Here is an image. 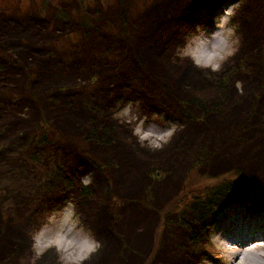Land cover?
I'll return each instance as SVG.
<instances>
[{"label": "trees", "instance_id": "trees-1", "mask_svg": "<svg viewBox=\"0 0 264 264\" xmlns=\"http://www.w3.org/2000/svg\"><path fill=\"white\" fill-rule=\"evenodd\" d=\"M118 1L117 19L106 13L97 0L89 5L86 0H71L69 5L43 4L46 15L42 19L53 27L61 25L63 37L79 31V39L71 46H59L46 36L49 29L44 23L33 21L41 14L26 13L23 17L0 11V159L14 162L21 171V183L29 174L41 172L37 197L30 196L26 204H47L44 211L54 204L58 206L70 190L80 206L89 203L94 187L79 178L91 168L98 172L104 170L103 166L112 168L111 158L120 160L116 149H124L130 167L134 169L137 163L138 172L145 173L148 179L165 173L155 181L160 198L170 196L175 188L171 181L176 179L174 175L188 176L196 167L210 177V182L195 190L187 199L184 215L170 225L176 232L181 224L187 228V233L181 234L182 240L194 249L190 264H201L203 258H212L205 251L211 249L209 229L219 211L241 202L247 194L264 204V171L257 169L254 161L249 162L264 151V21L252 24L246 14L242 17L240 53H249V61L227 85V64L233 58L236 61L239 53L229 56L218 72L211 68L205 72L192 69V77L186 75L191 63L178 59L171 49L181 39L178 19L183 23L185 18L180 16L201 0H160L131 23L126 16L132 6ZM249 4L254 11L264 10V0ZM254 11L247 9L245 13ZM261 14L264 17V12ZM166 65L178 70L177 78H190L179 85L173 83L177 78L162 85L167 70H175L165 69ZM239 80H243L240 93L232 88ZM185 82L190 89L183 88ZM144 90L148 95L142 98L146 101L145 113L152 114V109L161 107L169 116L187 122L191 131L180 133L181 139L158 150L135 148L113 116L128 102L131 92ZM230 95L234 99H229ZM236 105L240 112L224 114L228 107ZM195 111L203 116L197 117ZM213 112L217 115L211 116ZM244 126L245 138L241 137ZM209 139L215 145L208 150L205 147ZM98 145L104 146L103 160L100 159L103 166L96 163L100 158L96 153ZM108 196L110 191L100 198L110 220L119 223ZM114 228L113 225L106 232ZM96 232L102 237L98 229ZM1 234L0 227V238ZM14 234L11 252L5 256L9 264L19 255L20 235ZM172 237L184 250L181 235L175 233ZM198 256L201 261H197ZM100 263L101 257L97 264ZM0 264H4V258Z\"/></svg>", "mask_w": 264, "mask_h": 264}, {"label": "rangeland", "instance_id": "rangeland-1", "mask_svg": "<svg viewBox=\"0 0 264 264\" xmlns=\"http://www.w3.org/2000/svg\"><path fill=\"white\" fill-rule=\"evenodd\" d=\"M70 1L0 0V11L11 15H23V17L26 13L41 14L40 18L33 17V21L41 20L44 23L49 29L46 36L51 37V40L57 42L59 46L63 43L71 46L79 39L80 35L77 34L79 31L70 32L67 37H63L61 25L53 27V25H49L48 21L42 19V16L46 15L43 4L69 5ZM95 1L86 0L85 3L89 5ZM97 1L111 17L114 19L119 17L118 0ZM124 1L125 6H132L129 15L126 16L128 22L131 23L147 7L160 0ZM249 2H256V0H201L200 3L192 4L185 14L180 16L185 18L184 22L182 23L180 18L178 19L177 26L180 29L178 30L182 42L178 38V41L171 47L174 56L180 60L189 59L196 67H211L213 71L218 72L223 69L222 66L225 65L229 56L235 52L239 53L240 56L238 55L239 58L236 61L233 58L227 64L229 70L226 81L227 85H230L232 76L237 70L242 69L245 62L249 61V53H240L243 32L242 17L244 19L246 14L249 23L252 24L264 21L261 14L264 10L259 8L254 11L255 9L250 7ZM247 9L254 12L245 13ZM188 12H190V16H186ZM247 24L248 22H245V25ZM52 28L54 31L51 30ZM212 30L221 34L220 38L223 40L221 49H215L213 44L209 45L211 39L207 35ZM199 48L208 52L213 50L214 58L210 62L197 63L195 53ZM211 48L213 49L211 50ZM164 68L175 69L172 65H166ZM185 71L183 69V72ZM242 83L243 80H239L232 88L238 89L240 93L242 92ZM183 88L190 89L191 86L185 82ZM173 90L176 89L173 88ZM213 96L214 93L211 97ZM240 96L241 94L236 97ZM147 97L145 90L131 92L128 102L120 110L114 111L113 119L122 126L127 139L133 143L135 148L146 147L158 150L167 143L176 141L180 137V133L191 131L190 128H187L189 126L187 122L169 116L161 107L152 109V114L145 113L146 101L143 99ZM196 99L200 101L199 98ZM229 99H234V95H230ZM232 108L228 107L224 114L231 110L240 112L238 105ZM194 110L197 109H191V112ZM197 114V117L203 116ZM210 115H217V112ZM74 130L76 131V129ZM245 131L246 127L244 126L241 135L243 138H245ZM193 139L194 136L191 140L193 141ZM208 143L205 147L208 150L212 145H215V141L212 139H209ZM180 144H182L181 141ZM90 147L95 146L90 145ZM101 152H104V146L98 145L96 153L100 158L98 160L96 158L97 164L103 160ZM128 152L130 153L129 150ZM115 155L120 160L111 158L114 160L112 168L107 169L100 163L99 165L104 168L103 171L98 172L97 169L91 168L81 176L82 178H79L82 179V183H92L94 187L95 192L89 203L81 204V207L79 199L70 190L65 198L58 203V206L54 204L53 207L45 211L47 204H40L37 201L26 204V200L29 201L30 196L31 199L37 197L35 193L39 189L41 172L35 175L29 174L27 179L21 183L19 181L21 171L14 166V162L11 159H0V227L2 230L0 260L2 261L4 258V264H9L5 260V256H9L8 253L11 252L16 232L20 235L17 243L19 255L16 258H11V261L9 260L11 264H97L100 257V264H190L191 253L194 252V249L182 240L183 235L181 234V231L187 233V228L181 224L182 227H179L176 232L175 229H172L174 225H170V223L178 221L184 215L187 199L207 185L210 182V177L204 176L193 166L188 176L174 175L176 179H171V181H174V185L176 184L175 188L170 192V196L160 198V193L155 189L157 184L155 181L163 178L165 173L159 172L150 175L151 177L148 179L145 173L142 172L141 175L138 172L137 163H134V169L130 167L129 155L124 149H116ZM107 190L110 191L109 202L112 203L113 211L119 217V223L110 220L107 215V206L100 198L101 195L107 196ZM249 198L252 196H245L241 202L226 206L215 215V222L209 229L211 249L205 251L212 258L205 259L203 258L205 254L201 253L203 261L199 256L197 261H201V264H238L235 258L238 250L235 246L232 247L227 240V234L230 233L228 227L240 225L243 230H254L259 235L264 232V211L249 210L247 208L251 204L248 202ZM124 206L127 209L124 210ZM5 224L7 226L4 229ZM113 225L116 228L107 233L106 231ZM96 229L102 233V237L97 234ZM175 233L181 235L180 241L182 246H185L184 250L180 249L181 245H178L175 238L172 237ZM58 238L63 239L62 245ZM260 240L264 243V235ZM259 261L264 262V248L251 255V262ZM245 264H250L248 259L245 260Z\"/></svg>", "mask_w": 264, "mask_h": 264}, {"label": "bare ground", "instance_id": "bare-ground-1", "mask_svg": "<svg viewBox=\"0 0 264 264\" xmlns=\"http://www.w3.org/2000/svg\"><path fill=\"white\" fill-rule=\"evenodd\" d=\"M157 8H158V6L155 9H157ZM220 35L221 34L218 31L212 30V32H210L207 35L211 39V40H209L211 42V43H209V45L213 44L215 46V49H219V48L221 49L222 44H223L222 43L223 40L220 38ZM179 40L182 42V38ZM212 49L213 48H211V50ZM212 51L208 52L202 48H199V50H196L197 53H195V56L197 57V63L200 64L202 61L210 62L214 58V55H215ZM184 60L191 63V69H190L191 71L189 70L190 71L189 74L186 73L187 76L191 75L192 77H194L195 69L197 71L199 69V71L205 72L208 68H211V67L200 68L198 66L196 68L195 64L191 60H189V59H184ZM178 75H179V73L175 70H167L165 77H163L161 74V77L164 78L162 80L161 84L165 86L168 81H172V80L176 79L178 77ZM189 78H186V77L177 78L175 80V82H173V83L176 85H179L182 82H184L185 79H189ZM250 161L255 162L254 166L257 169L264 171V151L257 153L256 156H253L252 158L249 159V162ZM246 196H252V198L248 199V202L251 203L247 206L248 209L251 208V209L260 210L264 207V204L261 203L257 197L253 196V194H247ZM248 220L250 221L251 219L249 218ZM242 226L244 227L243 221H242ZM228 229H229L230 233L227 234L228 235L227 240H229L230 245L232 247L235 246L238 250V253L235 256L238 264H245L246 259H248V262L250 264H264L263 261L262 262L259 261V262H255V263L251 262V255L255 254V252H257V250H261L264 248V243L260 240L262 238V236L264 235V232H262L259 235V234H256L254 230H243L240 225L238 227L237 226L236 227L230 226V227H228ZM58 241L62 245L63 239L58 238Z\"/></svg>", "mask_w": 264, "mask_h": 264}]
</instances>
